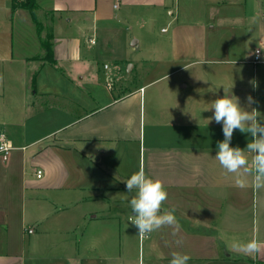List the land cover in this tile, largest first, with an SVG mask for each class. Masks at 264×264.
Segmentation results:
<instances>
[{
    "label": "crops",
    "instance_id": "crops-1",
    "mask_svg": "<svg viewBox=\"0 0 264 264\" xmlns=\"http://www.w3.org/2000/svg\"><path fill=\"white\" fill-rule=\"evenodd\" d=\"M12 1L0 0V132L13 147L0 157V264H141L123 180L141 168L162 181L163 210L177 218L142 241V264H168L176 251L188 264H264V188L220 166V129L194 131L196 111L219 96L210 89L227 85L208 64L226 42L211 36L233 26L246 36L248 1L36 0L54 64L41 59L45 32ZM158 19L170 33L155 37V63L141 70L147 59H127L141 45L135 26ZM103 55L116 65L101 66ZM253 239L255 254L233 247Z\"/></svg>",
    "mask_w": 264,
    "mask_h": 264
},
{
    "label": "clouds",
    "instance_id": "clouds-1",
    "mask_svg": "<svg viewBox=\"0 0 264 264\" xmlns=\"http://www.w3.org/2000/svg\"><path fill=\"white\" fill-rule=\"evenodd\" d=\"M256 103L258 101L249 94L245 99V107L237 96L230 94V90H224V95L212 100L204 109L212 110L207 123L214 120L221 125L223 139L217 141L214 155L220 166L229 173L251 176V186L260 189L264 188V113L257 107H252ZM234 130L251 137L243 148L230 143ZM123 180L126 193L131 194L128 198L131 210L128 221L138 233L148 234L162 225L176 223L175 210H163L162 202L167 199L168 193L159 178L147 175L141 168ZM237 182L244 186L246 180L238 179ZM233 247L247 254H255L259 251L260 244L253 239L242 243L234 242ZM190 259L187 253L176 251L172 253L168 264H188Z\"/></svg>",
    "mask_w": 264,
    "mask_h": 264
},
{
    "label": "rangeland",
    "instance_id": "rangeland-1",
    "mask_svg": "<svg viewBox=\"0 0 264 264\" xmlns=\"http://www.w3.org/2000/svg\"><path fill=\"white\" fill-rule=\"evenodd\" d=\"M247 1V11H253L254 19L251 25H249L250 32L246 36L242 34V28L237 30L234 26L223 27L221 29H218V31L213 32L214 35L211 36V38H219L222 46H224V43L226 42L225 44L227 48L218 49L217 52L215 49H212L213 55L216 54L217 57L224 59L218 62L212 61L208 64L210 66L218 65L224 68L225 74H223V77L225 80H222H224L227 85L226 88L219 86L218 88H211L210 90L212 96L218 95L219 91V96L224 95V90H230V94L232 93V95L237 96L240 100V103L245 107H247V105L245 104L246 96L250 94L252 97L255 98L256 101H258V103L252 105V107H257L261 111V113H264V0ZM212 11L213 12L211 14H214V10ZM208 12H211V10H208ZM40 17L41 19L43 18L42 15ZM40 22L42 24V21ZM44 24H42L41 31L45 32L46 34V32L48 31V25L46 21L44 22ZM161 27H165L167 32L160 33ZM135 28L137 31L136 33H138L141 38V45L140 47H133V51H131V53L129 54V58L127 59H130L129 61L131 62L138 61L139 59H147L148 61H146L141 67V70H146L149 69V67H151L155 63V56L151 52L155 50V46L153 44L155 37H161L162 35V37L167 38L170 33V25H168L164 19H158L154 23L146 26H141L140 24H137ZM131 42L132 39H130V43ZM209 47L211 48V46ZM256 48L260 50V61L253 65L249 61L253 58L254 50ZM100 63L101 66L105 65L106 68L108 66L114 67L116 65L115 62H109L106 55H103V58L101 59ZM142 78L143 76L139 73L137 76L133 75L130 81L141 83ZM207 81L211 83L213 79L208 77ZM236 81H240L242 85L241 87H237L235 89L231 84ZM1 92L2 91L0 90V94ZM145 105L147 108V102L145 103ZM204 108H207V106H205ZM210 116H212L211 109L209 111L207 109H201L200 112L196 111L194 131L200 136L202 133L205 132L216 133L220 129L217 133H220L219 137L223 139L221 125L217 127L214 120H210L207 123V119ZM145 128L146 134H148L150 131V127L147 126ZM235 134L237 136V140L241 141L239 145L242 148L246 145L248 139L251 138L249 134L241 133L238 130H234L233 135ZM233 135L232 139L235 138V136ZM125 222V224L128 226L126 230V237L129 239V241H132L135 244V261H137L138 258H141L142 264V260L145 259V257L143 256V243L145 242L143 241V243L141 244L137 239V229L132 226L131 222L127 219L125 220ZM139 253L140 257L138 256ZM135 264H138V262H135Z\"/></svg>",
    "mask_w": 264,
    "mask_h": 264
},
{
    "label": "trees",
    "instance_id": "trees-1",
    "mask_svg": "<svg viewBox=\"0 0 264 264\" xmlns=\"http://www.w3.org/2000/svg\"><path fill=\"white\" fill-rule=\"evenodd\" d=\"M20 6L24 9H27L30 17L35 24L36 31L38 33L42 30V24L39 21L37 14H36V8H37V2L36 0H19V1H12V8ZM52 38L53 34L50 29L46 32L44 38L41 40V46L43 48V55L41 56V59L48 61L49 63L54 64L55 60L53 58V50H52Z\"/></svg>",
    "mask_w": 264,
    "mask_h": 264
},
{
    "label": "built area",
    "instance_id": "built-area-1",
    "mask_svg": "<svg viewBox=\"0 0 264 264\" xmlns=\"http://www.w3.org/2000/svg\"><path fill=\"white\" fill-rule=\"evenodd\" d=\"M260 61V50L256 48L254 50V55L252 58V63L255 64ZM13 149L12 145L10 144L6 134L4 132H0V157L3 160H6L9 155L11 150ZM42 174V171L40 169L36 170V176L40 177ZM31 229H28V232H30ZM149 234V233H148ZM148 234H140L137 232L138 240L140 243L148 236Z\"/></svg>",
    "mask_w": 264,
    "mask_h": 264
}]
</instances>
